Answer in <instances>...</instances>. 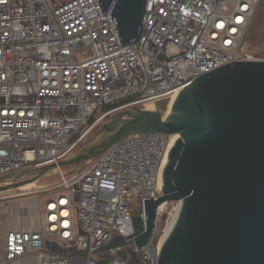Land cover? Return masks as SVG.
I'll return each mask as SVG.
<instances>
[{"label": "built area", "instance_id": "obj_1", "mask_svg": "<svg viewBox=\"0 0 264 264\" xmlns=\"http://www.w3.org/2000/svg\"><path fill=\"white\" fill-rule=\"evenodd\" d=\"M99 2L0 0V181L72 157L111 117L177 98L200 75L264 61L245 47L263 0H147L138 41L123 46ZM174 140L129 136L60 183L28 192L39 196L40 225L8 231L0 264H130L134 255L156 264L153 242L142 251L134 243L131 204L144 212L162 195ZM116 236L128 244L98 252ZM129 248L127 260L109 258Z\"/></svg>", "mask_w": 264, "mask_h": 264}, {"label": "water", "instance_id": "obj_2", "mask_svg": "<svg viewBox=\"0 0 264 264\" xmlns=\"http://www.w3.org/2000/svg\"><path fill=\"white\" fill-rule=\"evenodd\" d=\"M146 2L100 0L122 46L138 41ZM168 105L165 100L155 111L135 108L111 117L101 126L105 137L91 147L0 181V200L49 176L71 175L129 136L178 135L160 172L162 195L133 216L137 249L154 241L159 208L178 202L167 237L152 250L156 264H264V61H232L200 75L183 88L166 117ZM126 244L116 236L98 252L109 255ZM47 247L67 254L59 245ZM132 253L119 250L109 258L127 260ZM130 264L143 263L134 255Z\"/></svg>", "mask_w": 264, "mask_h": 264}, {"label": "rangeland", "instance_id": "obj_3", "mask_svg": "<svg viewBox=\"0 0 264 264\" xmlns=\"http://www.w3.org/2000/svg\"><path fill=\"white\" fill-rule=\"evenodd\" d=\"M245 47L248 51H250L254 55H257L258 57H261V58L264 57V0H263L262 4L260 5V7L256 13V16L253 20L250 31L248 33L246 40H245ZM152 111H154V110H152ZM105 134H106V132L102 129V127L96 129L95 132H93L88 137V139L86 140V142L84 143V145L80 149V151H82L83 149H87V148L91 147L92 145H94L95 143L99 142L102 138L105 137ZM70 169H72V168L64 169L62 171L67 172ZM62 179H63V176L61 177V176H59V174H57L55 176L52 175V176H49V177L43 179L41 182L36 183L35 184L36 186L34 184H28L27 186L22 187L21 190H13L12 192H10V194L22 195V196L27 197V198L28 197H37V195H26V194L28 192L40 191L41 187H44V186H51V185H55L57 183H60L62 181ZM40 197L42 198V197H44V195L42 194ZM131 206H133L134 215H138L140 213V208L135 204H131ZM178 207H179L178 202H172V203L167 204L166 211L161 215L160 220L157 224V230H156V236H155V239H157V244H154V241H153V244L151 247L152 249H156V248L160 247V244H161L160 242H161L163 236L165 235V232H166L169 224L173 220V217H174L175 213L177 212ZM76 255H77V253L72 252L70 254V257H74Z\"/></svg>", "mask_w": 264, "mask_h": 264}, {"label": "crops", "instance_id": "obj_4", "mask_svg": "<svg viewBox=\"0 0 264 264\" xmlns=\"http://www.w3.org/2000/svg\"><path fill=\"white\" fill-rule=\"evenodd\" d=\"M47 187L49 186L41 187V190ZM38 198L39 196L28 198L20 196L15 199L6 198L0 201V240L2 242L5 241L8 231L35 230L39 227Z\"/></svg>", "mask_w": 264, "mask_h": 264}, {"label": "bare ground", "instance_id": "obj_5", "mask_svg": "<svg viewBox=\"0 0 264 264\" xmlns=\"http://www.w3.org/2000/svg\"><path fill=\"white\" fill-rule=\"evenodd\" d=\"M175 96L173 97V98H171L170 100H169V105H168V108H167V112L165 113V116L167 117L168 115H170V113H171V110H172V107H173V104H174V101H175ZM157 108L154 106V105H149V106H147V110L148 111H152V110H156ZM178 135H175V139H176V137H177ZM28 185V184H27ZM164 206H162V208H163ZM179 208H180V204H179V207L177 208V212L175 213V215H174V217H173V220L171 221V223L169 224V226H168V228H167V230H166V232H165V235L163 236V238H162V240H161V244L160 245H162V243H163V241H164V239L167 237V235H168V233H169V231H170V229H171V227H172V224H173V222H174V220H175V218H176V216H177V214H178V211H179ZM160 249V248H159Z\"/></svg>", "mask_w": 264, "mask_h": 264}, {"label": "trees", "instance_id": "obj_6", "mask_svg": "<svg viewBox=\"0 0 264 264\" xmlns=\"http://www.w3.org/2000/svg\"><path fill=\"white\" fill-rule=\"evenodd\" d=\"M154 244H157V239H154Z\"/></svg>", "mask_w": 264, "mask_h": 264}]
</instances>
